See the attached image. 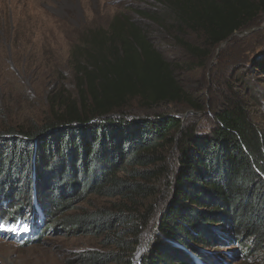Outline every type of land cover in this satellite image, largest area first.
I'll return each instance as SVG.
<instances>
[{
  "label": "trees",
  "instance_id": "obj_1",
  "mask_svg": "<svg viewBox=\"0 0 264 264\" xmlns=\"http://www.w3.org/2000/svg\"><path fill=\"white\" fill-rule=\"evenodd\" d=\"M263 14L264 0H151L89 33L76 63L89 87L40 123L0 130V195H23L52 218L70 212L64 224L107 248L87 253L91 264H136L149 229L137 264H199L225 241L264 264V128L241 77L264 74V59L231 67L226 53L252 37L235 36L210 66L207 98L193 99L181 73ZM133 100L138 110L125 112ZM92 196L115 200L80 212Z\"/></svg>",
  "mask_w": 264,
  "mask_h": 264
},
{
  "label": "rangeland",
  "instance_id": "obj_2",
  "mask_svg": "<svg viewBox=\"0 0 264 264\" xmlns=\"http://www.w3.org/2000/svg\"><path fill=\"white\" fill-rule=\"evenodd\" d=\"M150 5L151 0H0V130L11 125L40 123L60 111L68 99H77L80 84L85 85L83 89L89 87L87 78L81 80L76 64L86 58L84 38L89 33L107 30L114 17L119 15L123 19L124 14L132 15L133 9ZM259 26H264V14L254 27ZM250 35L249 40L226 53L231 67V59L248 62L249 69L250 63H261L264 59V28L238 38ZM217 57L215 53L209 63L201 56L189 58L184 64L181 72L184 86L193 99L209 96L210 66L216 63ZM84 66L81 64L80 68ZM241 77L246 87L253 90L255 100L252 98L250 102L251 110L264 128V74ZM87 104L92 105V101ZM139 105L133 100L124 110L132 114ZM206 111L211 114L208 108ZM202 120V125L209 121L206 116ZM162 199L160 194L150 201L156 204ZM114 200L92 196L79 206V211L109 206ZM32 203L33 200L30 203L14 192L0 195V264H91L86 260L87 253L107 250L98 236L64 224L70 212L58 213L52 218L38 202ZM47 225H50L48 230H44ZM153 232L149 229L142 233L134 263L145 254L147 240ZM218 244L206 247L208 255L205 259L198 257L199 264H255L257 261L254 257L245 261L240 245L235 242Z\"/></svg>",
  "mask_w": 264,
  "mask_h": 264
},
{
  "label": "water",
  "instance_id": "obj_3",
  "mask_svg": "<svg viewBox=\"0 0 264 264\" xmlns=\"http://www.w3.org/2000/svg\"><path fill=\"white\" fill-rule=\"evenodd\" d=\"M260 28H264V26H259V27H253V28H250V29H245V30H241V31H238V32H235L233 33V35L230 36V38L228 40H224L220 43V45L218 46L217 48V51H216V56L219 54V51L225 47L227 45V43L232 40L235 36H246L248 34H251L252 32H254L255 30L257 29H260Z\"/></svg>",
  "mask_w": 264,
  "mask_h": 264
}]
</instances>
